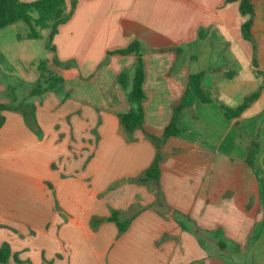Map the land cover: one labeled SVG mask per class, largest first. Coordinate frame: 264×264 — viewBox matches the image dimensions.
Masks as SVG:
<instances>
[{
	"label": "crops",
	"instance_id": "0c3cea01",
	"mask_svg": "<svg viewBox=\"0 0 264 264\" xmlns=\"http://www.w3.org/2000/svg\"><path fill=\"white\" fill-rule=\"evenodd\" d=\"M252 6L249 17L239 0H75L53 50L49 29L40 39L21 21L0 29V105L22 96L29 108L27 122L18 107L0 111V264H264V0ZM134 41L140 103L128 99L135 56L110 54ZM42 60L62 82L30 96ZM200 71L213 102L190 98L158 180L138 182L158 150L118 115L140 106L144 127L163 130ZM257 91L224 117L221 106Z\"/></svg>",
	"mask_w": 264,
	"mask_h": 264
},
{
	"label": "trees",
	"instance_id": "16d2710c",
	"mask_svg": "<svg viewBox=\"0 0 264 264\" xmlns=\"http://www.w3.org/2000/svg\"><path fill=\"white\" fill-rule=\"evenodd\" d=\"M74 8L75 0L70 1L69 10H66L64 0H35L32 2H21L20 0H0V29L15 22L21 21L28 27V32L25 35L26 39H39L41 36V31L44 29H49V43L47 48L53 50L51 42L58 32V27L70 19ZM239 12L242 16L248 15L251 17L253 14L252 0H239ZM251 24L252 20L249 19L241 25L242 37L246 40L250 39ZM174 51L178 53L179 49H174ZM112 53L135 56L136 62L134 67L133 83L131 91L128 94V99L130 102L140 103L145 98L142 90L144 64L141 59L142 49L140 44L134 41L126 48L110 52V54ZM38 69L40 75L36 84L30 88V96H38L47 91L55 90L62 82V79L58 75L46 68L45 63L41 62L38 65ZM206 72L207 71H200L198 73L189 75L187 87L182 100L173 106V114L169 124L159 132L152 131L144 127L142 110L140 106H138L134 112L118 115L119 123L126 132L130 133L136 129H140L154 142L158 150L152 165L138 179V182H144L146 180H158L159 164L162 160L161 147L166 139L175 136L179 132L177 124L180 113L183 110L191 107L190 98L195 97L203 104H210L213 102L209 92L204 90L201 86V80ZM258 96L259 91L246 96L242 103L235 108L221 106L224 112V117L226 119L238 117L246 108L250 106L252 102L258 98ZM25 107L19 106L18 109L27 122L29 117V108L26 105ZM8 109L9 108L0 105V111ZM110 220L117 223L119 233L124 230V225L118 221L116 213L112 214ZM7 257V249L1 248L0 263H5Z\"/></svg>",
	"mask_w": 264,
	"mask_h": 264
},
{
	"label": "rangeland",
	"instance_id": "374dc122",
	"mask_svg": "<svg viewBox=\"0 0 264 264\" xmlns=\"http://www.w3.org/2000/svg\"><path fill=\"white\" fill-rule=\"evenodd\" d=\"M40 38H41V36H40ZM39 38V39H40ZM48 49V48H47ZM48 50H50V49H48ZM38 62V61H37ZM40 62H43V63H45V65H47V63H46V61H44V60H42V61H40ZM1 71V70H0ZM2 72H0V82H1V79H2ZM11 77V76H10ZM10 77H8L7 79H8V81H9V85L11 86V88H12V90H13V92L15 93V94H22L23 93V91H24V86H20V87H16V84H15V81H13V79L12 78H10ZM11 88H10V90H11ZM27 91V90H26ZM16 99L17 100H15L16 102L14 103L12 100H10V102H9V105H8V107L9 108H13V107H15V108H17V107H19V106H22V107H25V102L24 103H22V96H16ZM18 101H20L22 104H18ZM26 108V107H25ZM115 186V187H114ZM111 188H116V187H118V183H114V184H112L111 186H110Z\"/></svg>",
	"mask_w": 264,
	"mask_h": 264
}]
</instances>
